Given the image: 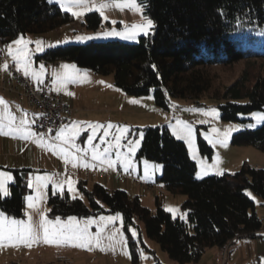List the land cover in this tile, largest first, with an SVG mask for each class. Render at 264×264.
<instances>
[{
  "label": "trees",
  "instance_id": "16d2710c",
  "mask_svg": "<svg viewBox=\"0 0 264 264\" xmlns=\"http://www.w3.org/2000/svg\"><path fill=\"white\" fill-rule=\"evenodd\" d=\"M144 13L154 23V31L135 43L121 41L89 42L47 49L35 57L46 66L52 62H71L97 75H112L114 86L134 97L152 96L155 106L170 111L176 99L196 103L204 95L221 100L220 119L238 122L240 115L264 111V50L241 48L233 37L247 29L264 31V0H140ZM73 15L49 0H0V44L18 37L41 34L72 23ZM97 12L84 16L88 30L100 27ZM246 63L229 85L217 87L213 66L228 69ZM153 65L155 67H153ZM142 132L137 159L161 164L162 172L153 184L171 194L185 196L182 221L160 206L155 211L142 205L138 195L129 196L87 180H78L84 200L72 198L67 190L47 193V217L67 219L99 215L121 216V229L130 264L140 263V252L148 253L160 264L154 251L132 229L141 221L146 236L155 241L170 260L178 264L198 262L208 249L225 248L231 241H264V218L257 215L256 195L264 207V169L243 164L238 170L196 179V164L184 142L165 126L138 128ZM232 144L252 146L264 153V124L232 136ZM201 155L211 158L213 150L197 137ZM139 161V160H138ZM12 180L8 195L0 193V213L24 216L25 196L32 193L29 180L37 171L29 167L4 168Z\"/></svg>",
  "mask_w": 264,
  "mask_h": 264
},
{
  "label": "rangeland",
  "instance_id": "374dc122",
  "mask_svg": "<svg viewBox=\"0 0 264 264\" xmlns=\"http://www.w3.org/2000/svg\"><path fill=\"white\" fill-rule=\"evenodd\" d=\"M87 2L88 7L91 10L86 11L84 8H72V11H81L84 13L79 17L73 16L74 20L72 23L54 30L47 31L45 33L29 34L23 38L25 40L32 41V43H28L26 46L13 45V49L15 50L17 47H23L30 56L31 69L35 71V63H37V61L35 56H33L31 53H34L35 55H41L47 49L52 47L63 45H81L92 41L100 42L114 40L135 43L138 41L140 36H145L143 34H139L136 36V39L125 38V35L130 30L131 25L146 23V20L141 18L140 13L128 8L120 10L112 6L104 10V16L107 17V19H104L100 12L95 10V6H98L101 3H107L109 0H87ZM137 3L141 6L143 16L145 18L151 19L144 13L143 7L140 4V0H137ZM72 11L65 12L72 14ZM90 12H97L102 18L101 25L96 30H88L85 27L84 16ZM113 21H115V23H113ZM153 31L154 23L153 28L151 31H149V34L153 33ZM114 32L122 33L124 35L110 34ZM77 37L90 38L78 40ZM232 38H234L237 44L243 49H251L255 52L264 50L263 30L247 29L235 33ZM37 40L42 41L43 51L36 50L37 46L35 41ZM8 58L10 61H12L11 57L8 56ZM245 63V60H240L236 62L233 67L228 69H221L218 66H213L212 72L215 74L214 84L217 87L231 84L238 77L240 70L243 68ZM77 70L82 74L83 79L75 83L67 84L63 94L71 101L69 106L73 114L72 117L76 120V124L78 125V127L74 129V131H78L79 133L75 137L74 141L76 147L82 149L83 151L90 152L93 151L94 146H97L96 150L99 153H104V149L108 148L109 151L102 155L105 158L100 160H103V163H106V165L108 164V160L114 161V168L117 164L116 160L122 159L127 162V167L125 170L123 168L122 169L125 172L131 171L134 176L139 178L141 181L140 183L143 184L134 185L130 178H123L124 180L121 182L119 189L126 191L129 196L138 195L142 205H147L151 211H155L156 197L161 201L163 195H166L168 201L165 207L177 209L178 211L175 213V216L182 221H187L186 210L182 208V203L185 200V196L180 194H171L164 190L161 195L156 196L152 190L150 191V188H146L147 183L153 184L156 176L161 174L162 166L161 164L154 163L143 158L137 159L136 155L142 141V132L138 131V128H144L146 126L159 127L161 125H165L173 134V128L177 127V120L189 124L193 130L191 148L186 142V139L179 140L185 143L190 159L196 164V179H203L208 176H216L223 173L235 172L245 163L264 169V153L252 146H238L232 144V136L235 133L246 129H255L264 124V121H259L253 118V113L264 115V111H256L250 114L240 115V121L238 122H225L220 119L218 111V105L222 103V101L209 97L208 95L202 96L196 103H193L192 101L176 99L173 101L174 104L170 111H162L155 106L152 96L134 97L125 94L120 89L115 87L112 75H97L92 71L83 68H78ZM6 72L5 70H0V76L7 78L8 75ZM53 84L55 83L52 80V86ZM109 85L111 87H109ZM66 92H70L72 95H67ZM5 93L6 91L0 88V96L4 99L6 98L9 101H13L8 93ZM132 100L137 101V103H131L130 101ZM17 101L21 108L29 110L27 105L24 104L25 102L23 103L18 99ZM193 109H199L202 111H192ZM213 109H215V114H212L210 111ZM88 123L102 125L112 123L113 125L127 127L130 131L120 140L119 146H116L114 141V135L118 134L115 129L110 130L112 135L105 137V142L103 143L100 141L99 137L103 135L104 130H98L95 133L97 138L94 139L91 144H89L87 142L88 136L93 134V130L87 127ZM249 125H254V127H249ZM214 129L216 131H213ZM225 132H228L227 136L224 135ZM197 137H200L212 148L213 153L211 158L200 154L197 145ZM137 140L140 141L138 145L135 143L132 145L129 144V141L135 142ZM51 144H54V146L57 145L56 142ZM130 147H134L135 151H130ZM40 148L41 151H43L40 160H42L43 157L46 159L48 154H52L50 153L51 150H49V140L46 145L42 143ZM44 171L45 172H41V170H37V172L32 175V193L25 196L24 213L27 211L28 216L31 217L32 222L37 226L40 221V213H43L45 219L49 221L55 222L56 220L49 219L46 215L48 188H51L52 191H54V185L52 183H48L46 187H42L40 189H37L36 187L37 176L43 177L47 175L52 177L54 180H57L53 169L47 168V170ZM6 174L10 175L8 172ZM83 179L86 180V177L83 176ZM11 180L9 182L6 181V189L7 184L10 183ZM71 181L72 191H69V186L67 183L63 189H66L72 198L75 197L84 200V196L77 188L78 180L73 179ZM91 184L92 182L89 181L88 185ZM144 187L146 193H144V190H142ZM245 193L254 202L257 215L261 218H264V208L261 206L259 198L250 191H245ZM2 196L5 197L3 194ZM30 196L34 198L42 196L43 198L28 201L27 198ZM29 202L33 203L35 207L28 208L27 204ZM170 213L173 215L172 212ZM116 215L117 214L111 216L99 215L86 218H77V223H79L82 227L87 225L88 232L93 237L96 236L99 229H103V231H100V238L102 246L105 248L104 251H101L100 248L95 247L94 245L86 249L80 247H71L66 244L59 246L56 244H46L42 242L41 231L39 241L33 242L30 247L25 246L24 244H20L17 247H0V264H100L102 259L110 255H114V258L112 259H114L113 261L117 262V264H130L128 249L127 246L125 247L126 243L121 229V216L119 215L118 219L111 222L107 220L108 217H115ZM4 216L11 218L6 215ZM28 216L24 215L17 220H28ZM102 217L105 219L102 220ZM89 219H91L90 224L88 223ZM60 220L61 222L67 221V219ZM136 224L137 227L133 228L131 231L132 234L135 232L134 237L141 235L142 240L147 247L152 250L156 249L159 259H161V252L163 254V258H169L155 241L149 239L146 236L143 223L141 221H136ZM116 229H119V232L117 233L115 240L109 241L107 237L111 235ZM121 239L123 240V243L120 242ZM141 254H143V257H145L140 258L141 264H145L147 261H152V257L148 253L141 251L140 256ZM233 261L235 264H259L254 258L246 259L244 261H238L233 258L232 260H228L227 264H232Z\"/></svg>",
  "mask_w": 264,
  "mask_h": 264
},
{
  "label": "snow or ice",
  "instance_id": "6c2138e0",
  "mask_svg": "<svg viewBox=\"0 0 264 264\" xmlns=\"http://www.w3.org/2000/svg\"><path fill=\"white\" fill-rule=\"evenodd\" d=\"M49 3H57L60 5L62 10L65 11H72V8H84L86 11L91 10L88 7L87 0H49ZM116 7L120 10H123L124 8H128L130 10H133L135 12H138L141 14V18L146 20V23L143 24H133L130 26V30L125 35V38L127 39H136V36L139 34L148 35L149 31L153 28V21L151 19L145 18L143 16L141 6L137 3V0H109L107 3H101L98 6H95V10L99 11L101 16L104 17V19H107L106 16H104V10L108 9L110 7ZM84 13L81 11H72V15L79 17L83 15ZM115 23V21H113ZM115 35H124L122 33H110ZM90 37H77V39H89ZM28 43H32V41L25 40L23 37H19L16 40L10 42L8 45L5 46L7 50V55L12 58V60L15 62L16 70L21 71L24 76L31 75L38 83H43V80L40 79V76L44 72V66L41 65L40 72H35L31 69V61L29 54L24 50L23 47H17L15 50L13 49V45L16 46H26ZM35 44L37 46V51H43L42 47V41H35ZM153 67H155L153 65ZM8 64L5 63L3 65H0V70H7ZM53 82L58 84L61 88L65 87L69 83H75L77 81H80L83 79L82 74L76 71L75 65L70 64H61L59 66L58 71H53L52 73ZM102 83V82H101ZM109 87H111L109 85ZM67 95H72L70 92H66ZM151 98V97H149ZM131 103H137V101L132 100ZM0 107H3L6 113V118L8 120L7 128L8 130L5 131V124L2 122V118H0V135H12L14 133H20L21 137L23 139H31L37 135L40 136V140L34 141L37 143V146H41L43 143V134H37L31 132L27 127V121L21 120L20 125L18 127H14V121L15 117L11 115V113L7 112V104L3 100V98H0ZM192 111H202L199 109H193ZM212 114H215V109L210 110ZM208 114V113H205ZM253 118L257 119L259 121H264V115L259 113H253ZM177 127L173 128V135H175L178 139H186V142L189 144V147L191 148L192 144V136H193V130L189 124L186 122L177 120L176 121ZM78 125L76 122H73V125L70 126H62L59 130L56 132V139L60 140L63 144L70 145L72 148L75 149L76 152L83 151L80 148H77L75 145V137L79 134L78 131H74L75 128H77ZM88 128H91L93 130V134L88 136V143L91 144V142L96 139L95 133L103 129V135L99 137L100 141L103 143L105 142V137H108L112 135L111 131L112 129H115L118 133L117 135H114V141L115 145L119 146L120 140L124 137L125 134L129 133V129L127 127L113 125L112 123H108L107 125L102 124H91L88 123ZM171 127V125H170ZM249 127H254V125H249ZM52 130L50 129L49 132ZM213 131H216L215 129ZM225 136L228 135V132L224 133ZM143 138L141 133V139ZM139 140L133 142L129 141V144L132 145L133 143L139 144ZM211 142V141H210ZM97 146H94L92 151V159L97 160L100 159L102 155L106 154L109 149L105 148L104 153H99L97 150ZM54 154L56 153V146H50V149ZM63 151V149L61 150ZM130 151L134 152L135 148L130 147ZM63 159L65 163H69V154L65 153L63 156ZM72 160H75V157H71ZM103 162V161H101ZM109 167H113L115 162L112 160L107 161ZM73 167H76V163H72ZM84 167H89L88 164H83ZM199 178V175H198ZM12 177L6 173L0 172V193H2L4 196H7L9 193L5 187L6 181H10ZM36 187L37 189H40L42 187H46L48 183H52L54 185V192L55 194L56 190H59L61 194L63 193V187H64V181L54 180L50 176H37L36 177ZM66 183L69 186V191H72V181L69 178ZM29 188H31L32 182L29 180ZM43 197H28V201H32L34 199H42ZM75 198V197H73ZM28 208H33L35 205L31 202L27 204ZM166 211H170L173 213V218L175 219V213L178 211L175 208H166ZM25 216H28V212L25 211ZM119 218V214H117L115 217H108L107 220L109 222L116 220ZM183 218V217H181ZM102 220L105 218H101ZM88 223H91V219H89ZM42 231V242L46 244H56L57 246L66 244L71 247H80V248H90V246H95L100 248L101 251H104L105 248L102 246L101 238H100V231H103V229H99L96 236L93 237L88 232L87 225L81 226L79 223H77L76 217H68L67 221L61 222L60 218L57 217L55 222L49 221L45 219L44 214L40 213V221L38 226L35 225L32 222V219L30 216H28V220H17L14 218H7L4 216L3 213H0V247L10 246V247H17L20 244H24L25 246L30 247L33 242H38L40 239V232ZM119 232V229H116L112 232L111 235L107 237L109 241H114L116 238L117 233ZM133 236H135V232H133ZM123 243V240L120 241ZM126 247V245H125ZM127 254V253H125ZM129 258H131L129 256ZM141 258L143 257V254H141Z\"/></svg>",
  "mask_w": 264,
  "mask_h": 264
},
{
  "label": "crops",
  "instance_id": "0c3cea01",
  "mask_svg": "<svg viewBox=\"0 0 264 264\" xmlns=\"http://www.w3.org/2000/svg\"><path fill=\"white\" fill-rule=\"evenodd\" d=\"M31 54L35 57L38 56V55H35L34 53H31ZM61 64L74 65L71 62H58L57 66L54 67L53 71H58L59 66ZM41 65L44 66V72L40 76V79L42 80L45 75V68H46V66L43 64L42 61H37V63H35V67H36L35 72L37 73L40 72ZM77 69L78 67H76V71H78ZM6 73L8 75L7 78H3L0 76V88H1L2 83L4 84L8 83L9 74L8 72ZM27 77L30 78L32 81L37 82L32 76L30 77L29 75ZM52 80H53V77H52ZM65 87L61 88L58 84L56 83L53 84L54 91L62 94L64 101L68 105H70L71 101L63 95L66 89ZM6 93H8V95L11 97V99H13V101H9L6 98L4 99L1 96L0 98H3V100L7 104V112L11 113V115L15 117L13 126L18 127L22 119L27 121V125L32 123L35 119L36 111L30 106H28L26 103L24 104L27 105L29 110L21 108V106L18 104L17 98L7 91ZM72 115L73 114L71 112L70 123L67 126L73 125V122H76V120L73 119ZM5 116H6V113H5L4 108L0 107V118H2V122L6 126L5 131H7L8 130L7 128L8 120L4 118ZM56 132L57 131H51L47 135H43L44 145H46L48 140L50 141V146H54V144H51L53 142H56L57 145H56V153L54 154L52 151H50V153L52 154L51 155L48 154L46 156V159H44L43 157L42 160H40V157L43 151H41L40 146H37V143L34 142V141L40 140L39 135L31 139L20 138L21 137L20 133H14L12 135H0V159H1L0 167H4V168L29 167L34 170H38V171L41 170V172H45L44 170H47V168H50L54 170V175H56L57 180L65 182L64 186L66 185V181L69 178L71 180L73 179L84 180L83 176H85L88 182L89 181L92 183L98 182L107 187L120 188L121 182L124 179H119V177L113 172L109 174H105L103 170L100 168V166L96 169H94L93 167V163H97L99 165H106V163H103L104 162L103 160H100L105 157L101 156L100 159L93 160L92 151L76 152L75 149H73L70 145L63 144L60 140L56 139ZM62 149L63 151H61ZM65 153L69 154V159H70L69 163H65L63 159V156L65 155ZM71 157H75V160H72ZM85 157H87L88 160H86ZM96 161H99V162H96ZM116 161H117L116 167L114 168L113 166V169H116L117 166L119 165L121 169L123 168L125 170V168L127 167L126 166L127 162H125L122 159H119ZM72 163H76L77 166L73 167ZM85 163L88 164L89 167L87 168L84 167L83 164ZM1 171L5 173L8 172L7 170H1ZM146 185H149V183H147ZM63 190H66V189H63ZM142 190H144V193H146L145 187L142 188ZM167 201H168V198L166 195H163L161 201L159 200L160 206L164 208L165 210H166L165 206H166ZM144 206L147 207V205H144ZM261 206L263 207L262 203H261ZM108 216H111V215H108ZM153 251L160 264H178L170 260L169 258H165V257L163 258L162 252H161V259H159V257L157 256L156 249H153ZM112 258H114V255L107 256L101 260L100 264H117V262L113 261L114 259ZM233 258H235L238 261H244L246 259L254 258L255 260H257L259 264H264V241L260 239L237 238L231 241L223 249L216 248V247L208 249L198 262L189 263V264H227V261L232 260ZM145 264H156V261L152 259V261H149V262L147 261V263ZM232 264H235L234 261L232 262Z\"/></svg>",
  "mask_w": 264,
  "mask_h": 264
},
{
  "label": "built area",
  "instance_id": "2783aa9c",
  "mask_svg": "<svg viewBox=\"0 0 264 264\" xmlns=\"http://www.w3.org/2000/svg\"><path fill=\"white\" fill-rule=\"evenodd\" d=\"M5 46L6 44H0V65L8 64L6 71L9 80L7 84L2 83L1 88L36 111L34 121L26 127L34 133L47 135L50 129L57 131L62 126H67L70 123V106L64 101L62 94L54 91L52 86V73L58 62L46 65L43 83L34 82L16 70L15 62L9 60ZM85 159L88 160L87 157ZM99 166L105 174L113 172L120 179L130 178L134 185L143 184L131 171L125 172L119 165L113 169L108 165L93 163L94 169ZM146 188H150L156 196L163 193L160 185H147Z\"/></svg>",
  "mask_w": 264,
  "mask_h": 264
}]
</instances>
